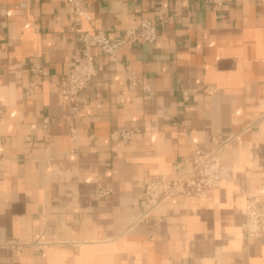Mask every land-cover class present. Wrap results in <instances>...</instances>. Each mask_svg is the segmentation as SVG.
Listing matches in <instances>:
<instances>
[{
	"label": "crops",
	"instance_id": "crops-1",
	"mask_svg": "<svg viewBox=\"0 0 264 264\" xmlns=\"http://www.w3.org/2000/svg\"><path fill=\"white\" fill-rule=\"evenodd\" d=\"M82 4L91 20L69 0H0V264H264V238L242 227L247 194L264 206V0ZM159 16L155 43L94 50L74 110L76 36ZM199 149L217 152L221 181L147 205L146 184L179 180Z\"/></svg>",
	"mask_w": 264,
	"mask_h": 264
},
{
	"label": "built area",
	"instance_id": "built-area-1",
	"mask_svg": "<svg viewBox=\"0 0 264 264\" xmlns=\"http://www.w3.org/2000/svg\"><path fill=\"white\" fill-rule=\"evenodd\" d=\"M69 1L75 16H85L91 20L89 13L83 7L82 0ZM206 1L214 2L217 6L223 3V0ZM165 20L164 16H159L157 21L143 18L137 26L127 29L119 39H113L105 30L96 27L92 31L80 32L76 36L77 46L70 58L62 89V94L71 107L76 110L84 102L82 92L98 75L95 49H100L106 55L117 56L127 44L140 41L155 43L158 39L159 26ZM30 69L36 83L27 92L33 93L41 83L45 66L40 61H34ZM131 78L135 83H142V79L134 73ZM184 94L188 97L187 92ZM44 121L47 123L48 119L45 118ZM120 134L124 138H131L134 130L122 129ZM216 153H204L199 149L186 156L185 162L191 163V168L177 181H149L145 190L147 205L156 206L174 193L200 195L214 188L225 174V169L221 161L217 159ZM242 227L248 239L264 238V206L253 194L246 196V219Z\"/></svg>",
	"mask_w": 264,
	"mask_h": 264
}]
</instances>
